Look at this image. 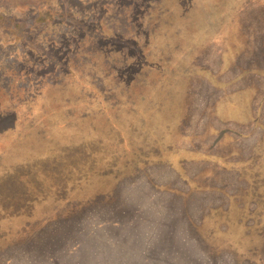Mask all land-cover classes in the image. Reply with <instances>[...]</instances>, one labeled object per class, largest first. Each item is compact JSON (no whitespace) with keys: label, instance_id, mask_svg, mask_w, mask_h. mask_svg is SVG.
I'll return each instance as SVG.
<instances>
[{"label":"rangeland","instance_id":"1","mask_svg":"<svg viewBox=\"0 0 264 264\" xmlns=\"http://www.w3.org/2000/svg\"><path fill=\"white\" fill-rule=\"evenodd\" d=\"M34 163L0 264H264V0H0V176ZM95 163L117 200L67 217Z\"/></svg>","mask_w":264,"mask_h":264},{"label":"trees","instance_id":"2","mask_svg":"<svg viewBox=\"0 0 264 264\" xmlns=\"http://www.w3.org/2000/svg\"><path fill=\"white\" fill-rule=\"evenodd\" d=\"M100 154L101 152L99 149H96L94 153ZM98 156H96L97 158ZM95 158V161H96ZM87 160V159H86ZM90 160H87L89 162ZM87 162H83L84 164ZM38 163V162H36ZM34 163L33 165H35ZM31 164H25L22 167H19L18 169L12 171V172H4L0 176V201L2 203L1 206L4 207V205L9 206V200L13 203L11 206L14 207V210L12 209L11 214L12 217L14 215L18 217H24L29 218L33 215H38L41 211L39 209V205L42 201H48L49 195L45 194V173L44 170L41 171L42 166H31L32 170L30 168ZM86 169L84 172H82L79 168H76L74 171H72L73 177L75 175H80L81 177H78L80 180V191H82L81 195H76V188L74 185L67 186L66 184H63L60 186L62 190L60 191L59 197H67V198H77L78 196H81L84 205L78 206L77 203H74V207L76 206V211L74 212H67L65 215L69 217L72 215H78V214H88L89 212H94L95 209L100 207L109 206L112 203H114L117 200V193H115L116 189L112 192H109L108 194H98V196H93L90 187L93 186L91 183V177L93 173V168L95 170V174L98 176H101L104 172H106L105 166H103L100 169V166L95 163L92 166L89 164L85 166ZM74 168V166H73ZM124 172H119L117 174V177L123 176ZM84 179V182L82 183ZM99 179V178H98ZM82 183V184H81ZM90 189V190H89ZM91 192V195H90ZM50 200V197H49ZM94 208V211H93ZM27 209V210H26ZM0 211H3L2 209ZM17 211H21L20 213ZM73 211V210H72ZM79 211V212H78ZM7 211H4L6 213ZM89 213V214H90ZM66 219V217H62ZM3 219V218H2ZM65 224V223H64ZM68 225H65L64 228H66ZM6 227H2L3 230H5ZM7 230L6 232H8ZM34 237V235L32 236ZM31 237V238H32ZM54 240V239H53ZM47 244L48 241H47Z\"/></svg>","mask_w":264,"mask_h":264}]
</instances>
